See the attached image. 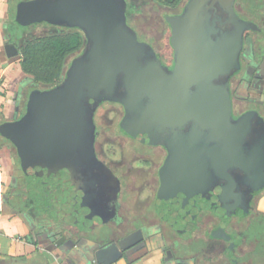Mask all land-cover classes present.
Segmentation results:
<instances>
[{
  "label": "flooded vegetation",
  "instance_id": "flooded-vegetation-1",
  "mask_svg": "<svg viewBox=\"0 0 264 264\" xmlns=\"http://www.w3.org/2000/svg\"><path fill=\"white\" fill-rule=\"evenodd\" d=\"M188 1L176 9L162 7L163 27L157 33L166 41L158 47L127 23L130 15L126 5V24L138 43L147 45L152 54L142 64H159L168 77L177 67L176 49L170 42V17L180 16ZM233 10L238 18L251 22L253 29L243 34L240 70L228 78L230 116L236 121L247 111H256L262 121L255 119L252 126L260 131L264 124V54L257 48L261 45L264 50V0H234ZM199 30L187 26L182 37L191 39ZM179 53L178 48L177 56ZM178 78L173 84L163 83L165 99L159 108L149 106L152 99H146L149 107L144 111L147 118L152 115L145 123L144 134L130 126L135 121L134 111L129 113L119 100H103L91 110L86 122L91 127L89 143L84 136L65 147L64 180L60 182V174L50 171L43 181L53 211L60 212L64 220L59 221L57 233L50 234L40 225L46 216L38 212L31 199L28 211L34 229L63 251L89 253L90 264H111V259L138 255L152 240L161 243L163 258L169 264H187L186 256L198 250L194 245L197 239L205 244L206 261L219 264L207 254L215 253L225 256L229 264H238L237 252L242 248L238 241H247L246 235L264 219L257 208L264 189L255 193L261 158L254 154L253 165L247 164L248 140L241 142L242 153L236 161L214 144L198 157V139L191 136L194 106L184 111L180 98L184 93L196 96L197 84L190 75L185 83L182 75ZM30 81L29 85L45 89ZM211 82L208 79L206 83ZM99 109L105 112L101 115ZM226 147L230 149L232 144L228 142ZM26 182L24 175V193ZM249 192L254 193L245 214ZM257 242H249L248 246L254 247ZM104 253L107 258L101 259Z\"/></svg>",
  "mask_w": 264,
  "mask_h": 264
},
{
  "label": "water",
  "instance_id": "water-1",
  "mask_svg": "<svg viewBox=\"0 0 264 264\" xmlns=\"http://www.w3.org/2000/svg\"><path fill=\"white\" fill-rule=\"evenodd\" d=\"M233 1L189 0L180 16L170 17V42L176 49L177 59L176 70L170 77L159 64H142L152 54L147 45L138 43L126 24V0L18 2L15 22L19 25L46 22L79 29L86 40L81 52L70 60L60 83L45 89L33 88L24 113L18 119L0 124V135L14 143L21 170L27 177L23 199H32L38 212L46 216L40 225L47 232L57 233L64 216L53 211L49 194L44 191V178L51 171L60 174V182L64 180L65 147L84 136L89 143L91 127L86 122L91 110L103 100H119L129 113L134 111L135 121L130 126L144 134L145 123L152 115L148 114L147 118L144 111L148 105L146 99H152L149 106L159 108L165 99L163 83L173 84L181 79L179 75L182 82L190 75L197 84L196 96L184 93L180 97L184 111L194 106L195 126L191 136L198 139L197 156L200 157L209 144H214L236 161L242 153L241 142L248 140L247 164L253 165L254 154L262 162L255 193L264 189V124L260 131L252 126L255 119L262 121L256 111H247L236 121L230 116L228 78L240 70L243 34L253 29L251 22L235 14ZM187 26L201 31L185 39L182 35ZM178 48L181 53L177 56ZM257 51L264 54L261 45ZM208 79L214 82L207 85ZM228 142L232 144L230 149L226 147ZM62 190L59 186L58 192ZM253 193L249 192L246 197L245 214L249 212ZM231 210L235 212L234 206Z\"/></svg>",
  "mask_w": 264,
  "mask_h": 264
},
{
  "label": "crops",
  "instance_id": "crops-1",
  "mask_svg": "<svg viewBox=\"0 0 264 264\" xmlns=\"http://www.w3.org/2000/svg\"><path fill=\"white\" fill-rule=\"evenodd\" d=\"M19 1L21 0H0V124L18 119L24 113L28 94L35 88L29 85L32 77L21 69V52L17 47L19 41L31 35L28 32L33 26L17 41H13L15 33L8 24L11 17L15 20ZM23 184L24 174L16 147L11 140L0 135V264H90L91 260L87 257L89 253L86 255V252L77 254L63 251L39 230L34 229L31 213L28 211L30 201L22 196ZM257 208L264 216V196ZM246 239L247 241H238L242 248L238 249L237 263L264 264V219L246 235ZM152 241L142 253L111 259V264H169L163 258L161 243ZM255 241L258 242L254 247L248 246L249 242ZM194 245L198 250L193 255L186 256L185 263L211 264L212 262L204 259L203 240L197 239ZM244 245L247 246L243 247ZM207 254L213 255L219 264H229L225 256ZM105 255L100 254L101 259L107 258Z\"/></svg>",
  "mask_w": 264,
  "mask_h": 264
},
{
  "label": "trees",
  "instance_id": "trees-1",
  "mask_svg": "<svg viewBox=\"0 0 264 264\" xmlns=\"http://www.w3.org/2000/svg\"><path fill=\"white\" fill-rule=\"evenodd\" d=\"M149 1L163 8L176 9L184 0ZM42 23L52 26L46 22ZM8 24L15 33L12 40L17 41L36 23L21 26L11 17ZM85 43L83 32L74 28L60 27L55 33L25 36L19 44L17 43L21 52V69L30 75L37 85L45 88L57 85L64 77L67 60L80 53Z\"/></svg>",
  "mask_w": 264,
  "mask_h": 264
},
{
  "label": "rangeland",
  "instance_id": "rangeland-1",
  "mask_svg": "<svg viewBox=\"0 0 264 264\" xmlns=\"http://www.w3.org/2000/svg\"><path fill=\"white\" fill-rule=\"evenodd\" d=\"M126 2L127 12L128 15H130L131 21V23L130 21L127 23L130 26L134 25L140 30V32H143V34L146 35L148 39L151 38V43L155 47L165 44L166 40L158 36L157 33V30H160V28L163 27L161 17H163L164 9L149 0H126ZM156 27L158 28L156 29ZM58 31L59 28L40 22L36 23V25L30 29L28 34L39 36L48 33H55ZM153 36H156V38L153 39ZM70 60L71 58L67 60L66 67L68 66ZM99 112L102 115V113L105 112V109H99Z\"/></svg>",
  "mask_w": 264,
  "mask_h": 264
}]
</instances>
